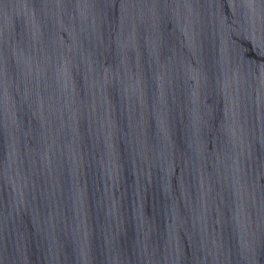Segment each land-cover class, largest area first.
Returning <instances> with one entry per match:
<instances>
[{
  "label": "water",
  "instance_id": "1",
  "mask_svg": "<svg viewBox=\"0 0 264 264\" xmlns=\"http://www.w3.org/2000/svg\"><path fill=\"white\" fill-rule=\"evenodd\" d=\"M0 264H264V0H0Z\"/></svg>",
  "mask_w": 264,
  "mask_h": 264
}]
</instances>
